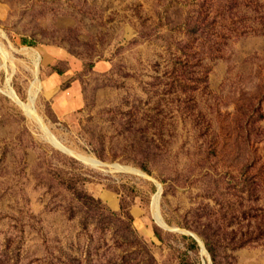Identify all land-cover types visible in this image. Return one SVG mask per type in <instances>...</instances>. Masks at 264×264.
I'll return each mask as SVG.
<instances>
[{
  "label": "rangeland",
  "instance_id": "1",
  "mask_svg": "<svg viewBox=\"0 0 264 264\" xmlns=\"http://www.w3.org/2000/svg\"><path fill=\"white\" fill-rule=\"evenodd\" d=\"M0 47V264H264V0H0Z\"/></svg>",
  "mask_w": 264,
  "mask_h": 264
},
{
  "label": "bare ground",
  "instance_id": "2",
  "mask_svg": "<svg viewBox=\"0 0 264 264\" xmlns=\"http://www.w3.org/2000/svg\"><path fill=\"white\" fill-rule=\"evenodd\" d=\"M1 48L2 47H0V50H1ZM5 52V51H4ZM2 53V52H1ZM3 54V53H2ZM7 55V54H6ZM35 55V54H34ZM36 83V82H35ZM35 85V84H34ZM32 86H33V84H32ZM36 86V85H35ZM35 86H33V87H35ZM31 87V86H30ZM33 89H35V88H33ZM31 90V89H30ZM4 92L9 96V97H11L13 100H15V102H17L20 106H21V108L29 115V116H32L33 118H35L38 122H39V124L41 125V127L45 130V132L47 133V135L49 136V138H50V140L54 143V144H56V145H58V146H61V144H60V141H58L48 130H46V128L44 127V125L42 124V121H41V119L39 118V116L36 114V111H35V108H34V106H33V96L31 95V94H33V91L31 90L30 91V95H31V97H30V101H29V103H25V102H23V101H21L20 99H19V97L16 95V93L12 90V88H11V86L8 84L7 85V87H6V89L4 90ZM39 126V125H38ZM46 138V137H45ZM62 147V146H61ZM78 156H80V157H82V158H84V160H86V161H89V162H94V160H92V159H90V158H87V157H84L83 155H78ZM120 168H122V169H126L125 167H121V166H119ZM154 199H155V197H154ZM157 200V199H156ZM156 208H157V206H156ZM159 211V210H158ZM155 213V212H154ZM157 214V213H156ZM155 215V214H154ZM160 215V214H159ZM159 217V216H158ZM156 218V217H155ZM162 221V220H161Z\"/></svg>",
  "mask_w": 264,
  "mask_h": 264
},
{
  "label": "water",
  "instance_id": "3",
  "mask_svg": "<svg viewBox=\"0 0 264 264\" xmlns=\"http://www.w3.org/2000/svg\"><path fill=\"white\" fill-rule=\"evenodd\" d=\"M56 145V144H55ZM58 146V145H57ZM61 147V146H60ZM62 149H64L66 152H68V153H71V151H69L68 149H66V148H63V147H61ZM81 160H83V161H85V162H88V163H90V164H92V165H100V162H98V161H94V162H89V161H86V160H84V158H82V157H80V156H78ZM112 167L114 168V169H117V170H122V168H120L119 167V165H117V164H112ZM156 215V220L158 221V223H160L161 225H163L164 227H167L165 224H164V222L163 221H161L162 219H161V217L158 215V213L157 214H155ZM159 216V217H158Z\"/></svg>",
  "mask_w": 264,
  "mask_h": 264
},
{
  "label": "trees",
  "instance_id": "4",
  "mask_svg": "<svg viewBox=\"0 0 264 264\" xmlns=\"http://www.w3.org/2000/svg\"><path fill=\"white\" fill-rule=\"evenodd\" d=\"M261 117V115H258V118ZM257 170H261V168H258ZM255 178H259L260 177V173L258 171H256L255 175H254ZM257 183V182H256Z\"/></svg>",
  "mask_w": 264,
  "mask_h": 264
}]
</instances>
